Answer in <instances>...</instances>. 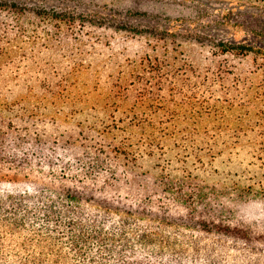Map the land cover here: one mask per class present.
Masks as SVG:
<instances>
[{
	"label": "rangeland",
	"instance_id": "rangeland-1",
	"mask_svg": "<svg viewBox=\"0 0 264 264\" xmlns=\"http://www.w3.org/2000/svg\"><path fill=\"white\" fill-rule=\"evenodd\" d=\"M5 1L15 5L0 6V128L33 115L37 125L18 126L66 188L128 207L157 177L189 176L236 188L235 220L264 230V3ZM14 188L1 184L0 197Z\"/></svg>",
	"mask_w": 264,
	"mask_h": 264
},
{
	"label": "trees",
	"instance_id": "trees-1",
	"mask_svg": "<svg viewBox=\"0 0 264 264\" xmlns=\"http://www.w3.org/2000/svg\"><path fill=\"white\" fill-rule=\"evenodd\" d=\"M14 5L0 0L3 9ZM28 84H22L26 93L33 89ZM23 116L4 117L6 129L0 128V173L3 163L10 173L0 174V185L15 186L0 197V264H264V230L236 221V188L218 192L217 184L164 175L143 199L125 196L128 207L113 197L77 196L63 185L66 173L57 172L52 155L31 148L30 128L18 125L37 121ZM8 129L18 141L6 137ZM129 145L115 152L129 157ZM22 172L18 183L11 174ZM34 173L38 177L32 179Z\"/></svg>",
	"mask_w": 264,
	"mask_h": 264
}]
</instances>
